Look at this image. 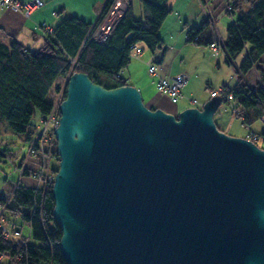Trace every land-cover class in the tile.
Instances as JSON below:
<instances>
[{"label": "water", "instance_id": "obj_1", "mask_svg": "<svg viewBox=\"0 0 264 264\" xmlns=\"http://www.w3.org/2000/svg\"><path fill=\"white\" fill-rule=\"evenodd\" d=\"M221 101L173 114L70 74L51 185L67 264H264V148L217 127Z\"/></svg>", "mask_w": 264, "mask_h": 264}, {"label": "trees", "instance_id": "obj_2", "mask_svg": "<svg viewBox=\"0 0 264 264\" xmlns=\"http://www.w3.org/2000/svg\"><path fill=\"white\" fill-rule=\"evenodd\" d=\"M168 1L139 0L141 16L136 18L132 3L127 0L121 17L102 40L96 39L94 33L114 0H105L93 22L76 14L61 19L37 49L30 50L11 36L8 42L0 40V130L5 123L11 131L25 133L32 154L43 159L50 155L58 161L53 132L48 131L44 140H36L38 123L32 120L35 114L38 119L50 112V95L58 77L72 67L73 71L86 73L93 82L106 88L129 82L119 72L130 61L133 45L142 43L151 51L161 46L159 29L171 10ZM223 5L232 18L223 39L225 59L234 65L235 75L236 72L243 75L253 69L256 83L254 86L246 85L239 76L232 86L222 83V89L231 93L232 98L222 99L221 103H233L235 114L241 117L246 127H250L264 114V0H224ZM211 20L213 22L212 17H205L198 25H190L186 40L208 44L211 33L207 37L206 31L210 32ZM242 52H245L244 57L239 65H235L234 59ZM248 134L264 137V129L259 133L249 130ZM12 154V150L0 149L1 156ZM21 163L22 160L17 165ZM40 164L50 165L47 168L50 171L48 179L25 162L22 174L34 173L40 177V182L29 186L20 180L14 181L7 190L10 191L8 201L0 197V204L5 205L1 213L17 215L28 225V234L25 235L18 228H13L18 238H26L24 244L16 239H5L0 232V252L7 251L9 257L5 264H67L59 247L61 230L54 219L51 193L52 178L58 164L52 166L43 160Z\"/></svg>", "mask_w": 264, "mask_h": 264}, {"label": "rangeland", "instance_id": "obj_3", "mask_svg": "<svg viewBox=\"0 0 264 264\" xmlns=\"http://www.w3.org/2000/svg\"><path fill=\"white\" fill-rule=\"evenodd\" d=\"M41 1L42 4L39 5L38 7H41L44 4V1L43 0ZM64 1L66 2L68 8H70L69 11L71 10V8H73L74 10L76 8L81 10L83 8V5L87 3L86 0H64ZM87 1L89 2L91 0H87ZM130 1L133 6L134 16L136 18H139L141 16V7L139 4V0H130ZM101 2H103V0H101ZM195 2L196 4L194 6L193 5L189 6L187 11L190 20L195 21L196 24H199L205 17H212L217 32L221 36H224L226 34L225 28L232 19L231 16L228 13H226L224 10V5H223L224 0H204L203 2H201L200 0H195ZM176 3H177V7H179L180 5L183 6L184 4L183 1L181 0L168 1L169 6L175 5ZM92 4L93 1L89 3L91 11L92 12L94 11L92 18L89 20L91 22L95 20L97 14H99L100 12L98 11L99 9H97L95 13L96 7L94 6L92 7ZM126 4H127V0H114L112 5L110 6V10H112L111 14L108 15L107 20L104 22V27H100L102 25L101 23L98 26L97 30L95 31L94 35L97 36L98 38H101L104 37L106 34H108L109 32L108 23L110 22V24L112 23L114 24L118 21V19L121 17L123 13V10L126 7ZM1 6H5V5L1 4ZM9 9L12 10L10 7ZM35 9H33L32 12ZM18 12H21L22 14L25 15L24 11L22 10H18ZM70 14L73 13H65L64 18H66ZM43 27L46 28L45 23ZM159 35L162 38V43L160 47H157L151 51L147 49L142 43H139V45L143 49V52H141L139 56H131L130 61L126 64V66H128L130 70H132L131 76L130 75L128 76L129 78L128 80L130 82H132L133 80H137V78L145 77V73H147L148 70H145L146 64L145 66L142 64L144 63L143 62L144 59L142 55L143 56L152 55L155 52L153 57L154 59H152L154 61H150V63L155 65L156 71L160 69L161 64L165 66H170L173 69H177L181 67H187L190 69L195 67L194 70H196L197 66L202 68L203 71L199 76V83H201L202 90L206 94L205 95L206 99L211 96L210 88L218 89V87L221 86L222 83H226L232 86L236 83L238 76L240 77L242 83L251 86L255 85L256 72L253 69L248 70L243 75H241L239 72H236L235 75L233 68L234 65L227 63L225 59L226 57L225 54L219 53L218 55H215L214 52L208 47V44H196L193 42H188L186 40V42L183 45L182 51L178 52L174 47L177 41L176 34L173 33L171 35L170 34L163 35V31L160 28ZM244 54L245 52H242L234 59L233 62L235 65H239L241 59L244 57ZM195 73L199 74V69L195 71ZM65 74L58 77L51 91L50 100H52V102L57 97L58 92L55 94L54 97L56 86L61 85L62 77ZM146 76L150 78L149 74H146ZM202 78H207V80L202 81ZM206 83L210 84V88H206L205 86ZM150 92H151L152 103L155 102V104H157L164 111L168 112V110H171L175 112V114L178 113V111L176 110V105L179 104L178 100L175 102L171 101L166 94L159 92L158 90L155 89V87H152ZM141 95H142L143 103L150 108L151 102L148 100V95L145 93H141ZM199 102L200 101L196 99V102H193V104L200 106L201 102L200 103ZM213 119L220 130H222L226 134H230L233 136H248L249 130L259 133L261 130L264 129V123L261 118L255 119L251 123L250 127H246L242 123L241 117L235 114V109H233V103L230 102L227 104L224 102L220 103L217 110L213 114ZM32 120L35 122L37 121V123H39V118L37 119V114L34 115ZM37 129L39 130V128ZM0 131L2 134V142L0 144V149L7 148L13 151V154L11 156L0 155V187L4 186L6 188V186L9 183H12L17 180H20V182L29 186H35L40 182V177L32 176L30 173L19 175V171L16 168L15 164L19 163L20 160H23L25 156H26L25 162L28 167H34V168L42 167L44 170L43 174L50 177V171H48L50 165L46 167V165H41L40 163L43 160L45 163L49 162L52 166L53 165L55 166L56 164H58V161H56L53 157H49L50 155L44 157L43 159L42 156H39L37 154L36 155L32 154L31 151H29L30 142L25 138V133H15L11 131L5 123H4V128L1 127ZM256 143L258 146L264 148V138L262 136H258ZM8 199L7 200L5 199V201H8ZM3 215L5 217V221L2 222L3 225L7 227L9 226V227L18 228L20 232L24 235L28 234V225L25 222H22L19 216L10 214L8 212H5V214ZM15 235L19 237V235L17 234ZM21 244L24 243L21 242ZM8 261H9V257L4 256L3 259L0 261V264H5Z\"/></svg>", "mask_w": 264, "mask_h": 264}, {"label": "crops", "instance_id": "obj_4", "mask_svg": "<svg viewBox=\"0 0 264 264\" xmlns=\"http://www.w3.org/2000/svg\"><path fill=\"white\" fill-rule=\"evenodd\" d=\"M43 1L44 4L41 7L36 8L29 16H25L24 14L18 11H12L9 9V7L1 6L0 4V40H2L3 42H8L9 37L11 36L19 40L26 48L30 50L37 49L41 46L45 35L52 30V28L57 22H59L61 19L65 17L64 16L65 13H73L89 21L94 13V11L93 12L91 11L89 3L93 1L92 7L93 6L96 7L95 13L97 9H99L98 11H100L105 3V0H103V2H101V0H91L89 2L86 0L87 3L83 5V8L81 10L77 8L74 10L73 8H71V10L69 11L70 8H68L64 0H43ZM181 1H183L184 3L183 6L180 5L179 7H177V3L175 5L170 6L171 10L168 13L169 15L165 17V19L163 20L160 26V28L163 31V35L166 34L171 35L173 33L177 35V41L174 47L178 52L182 51L183 45L186 42V31L188 29V26L196 24L195 21L190 20L187 13L189 6L191 5L194 6L196 4L195 0H181ZM42 23H45L46 28L42 26ZM206 34L207 37H210V32L208 30L206 31ZM218 35L223 40L226 34L224 36H221L218 33ZM154 53L152 55H146V56L142 55L144 59V61L142 60L144 62L142 64L144 66L146 64L145 66L146 68L148 67V63H150V61H154L152 60L154 59L153 58ZM146 68L145 70H147ZM194 68L189 69L187 67H181V68L173 69L170 66H165L161 64L160 69L157 70V73L160 75L172 76L178 73H186L188 75V80L181 89V97L178 99L179 104L176 105V110L178 112L186 107L198 106L193 104V102H196V99L200 101L201 104L203 103V101L206 100V96H205L206 94L202 90L201 83H199V76L203 71V69L200 68L199 66H197L196 70H194ZM198 69H199V74L195 73V71H197ZM131 71L132 70H130V68L126 66L122 68L119 73L121 76L129 79L128 76L129 75L131 76ZM146 74L149 73L148 72L145 73L144 78H137V80H133L132 82H130L129 80L128 81L134 86H136L141 93H145L148 95V100L151 102V106L159 107L157 104H155V102L152 103L151 100L150 91L152 87H155L154 85L155 77L149 74L150 78H148ZM206 80L207 78H202V81H206ZM207 85L210 84L206 83L205 86L207 87ZM210 90L212 91L213 89L210 88ZM168 112L175 114V112L171 110H168ZM10 186L11 183H9L6 186V188L4 186H2V188L8 190Z\"/></svg>", "mask_w": 264, "mask_h": 264}, {"label": "built area", "instance_id": "obj_5", "mask_svg": "<svg viewBox=\"0 0 264 264\" xmlns=\"http://www.w3.org/2000/svg\"><path fill=\"white\" fill-rule=\"evenodd\" d=\"M0 3L7 6V7H10L14 11L22 10V11H24L25 15L28 16V15H30V13L32 12L33 9H35L36 7H38L39 5L42 4V1L41 0H0ZM111 11L112 10H110V8H109L108 12L106 14L107 16L105 15V17L103 18V20L101 22L102 25L100 27H104V22L107 20L108 15L111 14ZM206 18L208 19L209 17H206ZM210 23H211V25H210L211 40L208 43V47L214 52L215 55H218L219 53H224L223 40L220 38V36L216 32V28H215L212 20L210 21ZM43 25H44V23H42V26ZM108 25H109V31H110L113 28V26L115 25V23L110 24V22H109ZM94 37L96 39H100V40H102L104 38V37L98 38L95 35H94ZM194 39H196V38H194ZM142 51H143L142 47L137 43V44L132 46L130 56H139ZM72 61H74V59ZM147 70H148L149 74H151L155 77L154 78V84H155L156 90H158L161 93L166 94L168 96V98L173 102L177 101L181 97V89L188 80V75L186 73H178V74L172 75V76H170V75H159L156 71L155 65L152 63H148ZM72 72H73L72 68H70L67 71V73L62 77L61 85L56 86V90L54 92V97H55V94L57 92L58 93H57L56 99L53 102L51 100L52 108H51L50 112L48 114H46L45 116L39 117V123H38L39 134L36 137V140L38 138H41L42 140H44L48 131L53 132V129L56 126V124L58 122V117H59L58 105L62 101V99L64 98V94L66 93L67 81H68V78ZM210 95L211 96L219 95L221 97V99H225V98L231 99L232 98L231 93H228L227 91L222 89V87H219L218 89H213L210 92ZM261 119L264 123V114L262 115ZM248 138H250L252 141L255 142L258 139V136L248 134ZM30 150L31 149H29V151ZM25 161H26V156L22 160V163L20 166L15 164L16 168L19 171V175L22 174L23 165L25 164ZM35 171H37V173H39V175L42 174L44 176V178H46V179L49 178L48 176L43 174L44 170L42 167L37 168V170H35ZM31 175L34 176V173ZM0 197L3 200H5V199L7 200L10 197V191L8 192L7 190H5L4 188L1 187L0 188ZM4 206L5 205L0 204L1 236L5 239H8V240L16 239V241L25 243L26 238L21 239L15 235L17 232H13L14 227H9V226L7 227V226L2 224V222L5 219L4 215L1 213ZM4 256H8L7 251H1L0 252V261L3 259Z\"/></svg>", "mask_w": 264, "mask_h": 264}, {"label": "clouds", "instance_id": "obj_6", "mask_svg": "<svg viewBox=\"0 0 264 264\" xmlns=\"http://www.w3.org/2000/svg\"><path fill=\"white\" fill-rule=\"evenodd\" d=\"M248 137V136H247Z\"/></svg>", "mask_w": 264, "mask_h": 264}]
</instances>
